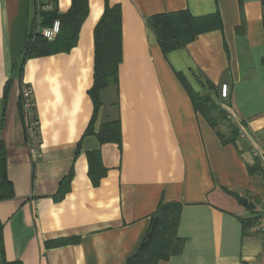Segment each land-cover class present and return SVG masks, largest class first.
Returning <instances> with one entry per match:
<instances>
[{
    "label": "crops",
    "instance_id": "0c3cea01",
    "mask_svg": "<svg viewBox=\"0 0 264 264\" xmlns=\"http://www.w3.org/2000/svg\"><path fill=\"white\" fill-rule=\"evenodd\" d=\"M106 1L121 8L122 62L118 84L102 90L95 111L94 32ZM71 4L54 0L53 7L62 14ZM182 10L218 14L220 26L164 54L151 17ZM37 19L34 0H0V147L13 187L0 200L6 259L126 264L152 214L176 201L183 250L159 264H258L262 241L244 229L252 210L241 199L264 197V0H88L76 45L28 58L22 81L12 80ZM183 79L211 93L227 119L211 126ZM21 83L33 91L40 122L36 159ZM115 120L121 142H101V125ZM256 161L262 171L251 173Z\"/></svg>",
    "mask_w": 264,
    "mask_h": 264
},
{
    "label": "trees",
    "instance_id": "16d2710c",
    "mask_svg": "<svg viewBox=\"0 0 264 264\" xmlns=\"http://www.w3.org/2000/svg\"><path fill=\"white\" fill-rule=\"evenodd\" d=\"M53 2L54 0H48ZM88 14V0H72L71 7L65 13L59 14L56 9L42 11L39 21L28 35L25 48L20 59L14 64L12 80L22 81L23 66L28 58L67 52L76 45L78 30ZM55 20L61 23V29L53 40H48L41 34V27H48ZM152 29L158 39L164 54L185 48L197 37L220 26L219 15L196 17L188 10L160 13L150 20ZM39 27V28H38ZM95 74L94 84L90 89L95 111L102 104L101 92L112 84H118L119 66L122 62V15L119 5L111 6L106 1L105 11L95 28ZM183 84L188 90L197 111L203 114L214 128L220 118L227 119L225 112L214 101L210 93L201 94L194 91L186 79ZM215 88V87H213ZM217 113V114H216ZM230 142L236 141L237 129L231 125ZM91 132V127H90ZM221 135V134H220ZM101 142H121V126L119 120L103 123L97 133ZM6 154L0 147V200L13 195L12 183L7 177ZM251 173L262 171L258 161L249 166ZM90 171L93 172V166ZM246 205V201L241 199ZM182 204L176 201L162 203L151 216L148 232L138 250L126 264H159L168 260L183 250L184 240L177 235ZM252 221L244 220V229L250 228ZM69 240L62 241L68 242ZM0 264H23L20 260L9 261L5 257L2 229L0 225ZM248 264V263H246Z\"/></svg>",
    "mask_w": 264,
    "mask_h": 264
},
{
    "label": "built area",
    "instance_id": "2783aa9c",
    "mask_svg": "<svg viewBox=\"0 0 264 264\" xmlns=\"http://www.w3.org/2000/svg\"><path fill=\"white\" fill-rule=\"evenodd\" d=\"M34 2L38 15L37 21H39L40 12L52 10L54 8L53 2H49L48 0H34ZM60 29V21L55 20L51 26L44 27L41 30V34L48 40H53L60 32ZM222 95L223 97L228 96L227 85L222 86ZM20 105L24 118L27 143L32 156L36 159L39 156L41 144L40 122L36 114L33 91L30 86L25 83H21ZM242 196L245 199L247 205L250 206L252 210V224L249 228L250 233L253 236L259 237L262 241V249L259 254L258 264H264V197L262 199H256L246 194H243Z\"/></svg>",
    "mask_w": 264,
    "mask_h": 264
},
{
    "label": "rangeland",
    "instance_id": "374dc122",
    "mask_svg": "<svg viewBox=\"0 0 264 264\" xmlns=\"http://www.w3.org/2000/svg\"><path fill=\"white\" fill-rule=\"evenodd\" d=\"M226 126H227V127H231V126H229V122H228V123H226Z\"/></svg>",
    "mask_w": 264,
    "mask_h": 264
}]
</instances>
